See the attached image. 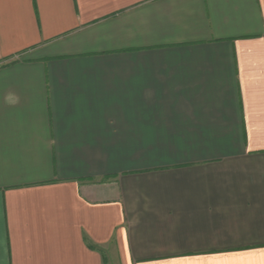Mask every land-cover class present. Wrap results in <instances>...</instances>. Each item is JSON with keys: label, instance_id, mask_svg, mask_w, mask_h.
<instances>
[{"label": "crops", "instance_id": "crops-1", "mask_svg": "<svg viewBox=\"0 0 264 264\" xmlns=\"http://www.w3.org/2000/svg\"><path fill=\"white\" fill-rule=\"evenodd\" d=\"M264 264V0H0V264Z\"/></svg>", "mask_w": 264, "mask_h": 264}, {"label": "rangeland", "instance_id": "rangeland-1", "mask_svg": "<svg viewBox=\"0 0 264 264\" xmlns=\"http://www.w3.org/2000/svg\"><path fill=\"white\" fill-rule=\"evenodd\" d=\"M109 259L113 260V262L116 264L115 255L113 253L112 255H109Z\"/></svg>", "mask_w": 264, "mask_h": 264}]
</instances>
